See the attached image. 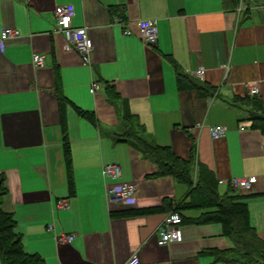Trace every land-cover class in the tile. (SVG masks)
Wrapping results in <instances>:
<instances>
[{
	"label": "crops",
	"instance_id": "1",
	"mask_svg": "<svg viewBox=\"0 0 264 264\" xmlns=\"http://www.w3.org/2000/svg\"><path fill=\"white\" fill-rule=\"evenodd\" d=\"M66 4L74 7L72 25L87 27L90 64L65 49L55 29L54 9ZM146 19L157 24L153 45L137 34V22ZM5 27L20 35L0 49V174L6 187L0 207L16 220L25 252L40 255L44 264H122L135 252L140 264H228L230 240L218 222H183L181 241L157 243L163 216L188 186L170 175L148 177L156 165L118 140L124 110L142 126L146 141L191 158L194 173L208 169L220 192L226 189L220 190L226 185L221 180L255 176L251 188L236 191L264 240V136L249 126L246 106L230 105L233 97L250 94V85L264 104V0H0V33ZM35 53L42 55L41 66L33 62ZM176 71L186 76L181 88ZM191 80L215 94L190 88ZM214 124L226 127L224 136L211 137ZM105 163L118 164L120 177L105 178ZM123 181L137 185L134 205L107 199L106 185ZM60 199L68 206L58 207ZM180 212L196 219L201 211ZM61 234L72 237L59 242Z\"/></svg>",
	"mask_w": 264,
	"mask_h": 264
},
{
	"label": "trees",
	"instance_id": "2",
	"mask_svg": "<svg viewBox=\"0 0 264 264\" xmlns=\"http://www.w3.org/2000/svg\"><path fill=\"white\" fill-rule=\"evenodd\" d=\"M54 70L58 76L57 66H54ZM184 78H186L184 74L176 71V79L180 88ZM190 84V88L196 89L202 95L208 94V92L215 94V89L206 86L204 83L191 80ZM109 88L114 91L113 87ZM109 98H119V95L109 96ZM230 105L236 108L246 106L243 111L250 121L249 126L258 129L264 136V104L258 96L246 94L242 97H233ZM78 113L93 120L91 112L78 109ZM122 121L124 129L118 140L127 141L134 150L149 158L157 167V171L148 177L170 175L176 181L188 186L184 199L172 210L180 212L184 209H197L201 212L196 219L185 218L180 212L182 223L187 221L218 222L222 226L223 234L230 240V247L225 251L228 264H264V240L260 238L250 224L248 203L245 196L228 184H226V189L220 192L218 182L208 169L198 167L194 173L191 158L182 159L176 156L170 147L159 146L146 141L142 136V126L137 125L133 121L132 115L126 110L123 111ZM64 140V158L71 189L73 186L71 155L68 141ZM5 193L4 176L0 174V196ZM158 209L161 208L136 210L133 214L153 212ZM115 215V212L110 213L111 217ZM15 228L16 220L12 214L0 207V259L2 264H44L40 255L23 250L22 236Z\"/></svg>",
	"mask_w": 264,
	"mask_h": 264
},
{
	"label": "built area",
	"instance_id": "3",
	"mask_svg": "<svg viewBox=\"0 0 264 264\" xmlns=\"http://www.w3.org/2000/svg\"><path fill=\"white\" fill-rule=\"evenodd\" d=\"M56 31L63 34L65 43L64 48L67 50H75L81 57L83 63L90 64L91 52L93 43L88 35L87 27H76L72 25V18L74 16V7L71 4L57 5L54 9ZM124 34H131L129 29L123 30ZM137 34L143 43L153 45L156 43L158 37V29L156 21L153 19L140 20L137 22ZM20 31L17 28L5 27L0 33V49L4 48L5 42L8 39L18 37ZM33 62L36 66L42 65V55L35 53L33 55ZM197 76L202 77L204 74L203 68H198L195 71ZM97 89V83L92 82L90 91L94 93ZM258 92L256 85H250L249 93L251 95ZM209 133L213 139L220 138L225 135L226 127L222 124H214L208 127ZM102 174L105 178L120 177V166L116 163H105L102 166ZM220 183H226L231 187L249 189L256 182L255 176L250 177H231ZM137 185L134 182L123 181L114 182L106 185V196L110 203L119 205H133L137 202ZM58 207H67V200L60 199L57 201ZM182 217L176 210H170L162 218L160 227L158 229L157 243L159 245H167L173 242L182 240V231L180 225ZM51 227V226H49ZM69 234H61L56 236L59 242L69 241L71 239ZM122 264H140L138 254L133 253Z\"/></svg>",
	"mask_w": 264,
	"mask_h": 264
},
{
	"label": "rangeland",
	"instance_id": "4",
	"mask_svg": "<svg viewBox=\"0 0 264 264\" xmlns=\"http://www.w3.org/2000/svg\"><path fill=\"white\" fill-rule=\"evenodd\" d=\"M225 187H226V185H224V186L221 185V186H220V190H223V188L225 189Z\"/></svg>",
	"mask_w": 264,
	"mask_h": 264
}]
</instances>
